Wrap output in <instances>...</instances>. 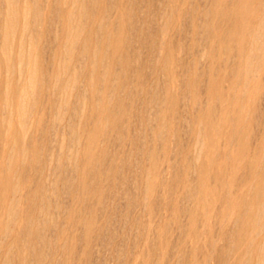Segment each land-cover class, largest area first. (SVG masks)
Returning <instances> with one entry per match:
<instances>
[{"label": "rangeland", "instance_id": "374dc122", "mask_svg": "<svg viewBox=\"0 0 264 264\" xmlns=\"http://www.w3.org/2000/svg\"><path fill=\"white\" fill-rule=\"evenodd\" d=\"M61 1L28 3L43 10L23 131L0 48V264H264V0L249 32L239 0H85L89 50L68 65Z\"/></svg>", "mask_w": 264, "mask_h": 264}, {"label": "bare ground", "instance_id": "6f19581e", "mask_svg": "<svg viewBox=\"0 0 264 264\" xmlns=\"http://www.w3.org/2000/svg\"><path fill=\"white\" fill-rule=\"evenodd\" d=\"M20 1L22 2L21 4H20ZM92 1V0H91ZM96 1V0H95ZM95 1H92V4H95ZM261 0H259L258 1V3L260 2ZM34 2H36V1H33V3ZM37 2H39V1H37ZM228 2V1H227ZM231 2H232V0H231ZM253 0H239V2H238V5L236 6V7H238L237 9H236V12H237V16H238V19H236V20H234L235 22L237 21V20H239V23H241V26H242V28H243V31L245 32H249V29H250V22L251 21H253L254 20V18L255 17H257V15L259 14V12H258V8H259V6L256 4V2H254V4H256L257 6H258V8H257V12H258V14H256V5L255 6H252V4H253ZM6 3H7V10H6V17L4 18V26H3V28L1 29V31H3V32H0L1 34H2V45L0 46V48L2 49V56H4L5 58L4 59H6V68H7V70H6V72H9L8 74H10L11 72H10V70H13L14 69V71H15V69H16V72L18 71L19 72V74L20 75H18V76H20V81L18 82V83H15V84H17V88H16V85L13 83V82H15L16 80H14V78L16 79V75L14 76V75H7L8 77L9 76H14V78L13 77H11L10 78V80L9 81H7V83H9V82H11V84L13 83L15 86L12 88V90L14 89V90H17L19 93H17V96L15 97V99L17 98V104L16 105H18V113L20 114V118H18L19 119V124H20V129H22V130H20L19 129V131H23L25 128H27L28 127V117L31 115V114H29V110H30V108L32 107V109H33V105L31 106V99H32V95L35 93L34 91H35V85L37 84V82L36 81H39V79L40 78H38L37 77V68H38V63H37V49H36V38L34 37V35H33V32H34V27H36V24H37V22L39 21V17H40V13L41 12H39V10H40V8L38 9V8H35V9H33L31 6V3H30V5L31 6H29L28 5V3H29V0H6ZM32 3V4H33ZM55 3H56V1H55ZM59 3V2H58ZM222 3V2H221ZM37 3H35V5H36ZM229 4H232V3H229ZM237 4V3H236ZM223 5V4H222ZM39 6H42V5H39ZM59 6H60V8H59V10H56V11H59V13H60V11L62 10L63 11V13L64 14H62V17H63V24H62V28H61V30L63 31V38H62V44H63V52H64V60H63V62H64V65L68 62V61H70L71 59H72V57H74V55H75V53L76 52H78V55L80 54V53H82V54H84L85 52H86V50L88 49V42H81V39H82V35L85 33V28H84V19L86 18V16H87V13H92V11L93 10H91L90 12H88L87 11V7H86V3H85V0H70V1H68V0H64V1H61L60 3H59ZM58 6V7H59ZM219 6V5H218ZM229 6H231V5H229ZM93 7V6H92ZM57 8V7H56ZM58 9V8H57ZM61 9V10H60ZM220 9V8H219ZM233 9V8H232ZM260 9V8H259ZM41 10H43L42 9V7H41ZM40 10V11H41ZM230 11H231V9H229ZM219 11V10H218ZM229 12V11H228ZM43 13V12H42ZM58 13V12H57ZM236 14V13H235ZM259 16H260V14H259ZM42 17V16H41ZM61 17V18H62ZM87 17H89V16H87ZM230 17H231V14H230ZM61 18H60V20H61ZM89 19H90V17H89ZM231 18H229V20H230ZM257 19V18H256ZM232 20V19H231ZM62 21V20H61ZM233 21V20H232ZM261 21V20H260ZM264 21V20H263ZM232 23H234V22H232ZM231 23V24H232ZM239 23H237V24H239ZM258 23H260V22H258ZM253 24V23H252ZM235 25V24H234ZM234 25L233 26H231L232 28L234 27ZM237 26V25H236ZM239 27H241L240 25H238ZM86 27V26H85ZM237 28V27H236ZM236 28H234L235 30H237ZM261 28H263V27H261ZM60 29V28H59ZM58 29V30H59ZM38 30V29H37ZM60 30V31H61ZM238 30H239V28H238ZM242 31V30H241ZM84 32V33H83ZM164 32H166L165 30H164ZM36 33V32H35ZM34 33V34H35ZM242 33V37H241V40H240V38H239V40L241 41L240 42V45H239V48H238V50H239V53H238V51H237V55L238 56H245V55H247V53L248 52H246L247 50H246V47L244 46V44L246 43V38H245V35H244V33L243 32H241ZM246 34V33H245ZM19 35V36H18ZM120 35V34H119ZM164 35H166V33L164 34L163 33V36L162 37H164ZM19 37V48H18V50L17 49H15V51H13V52H16L14 55H15V60H12V58H14L13 56V52H11V49L13 48V47H15V45L13 46V44H15V39H17ZM31 37H34V39H35V41L31 38ZM120 37V36H119ZM233 37V36H232ZM29 38V39H28ZM116 38H118V37H116ZM59 39H60V37H59ZM107 39H109V40H111V38H107ZM163 39V38H162ZM234 39H236V37L234 36ZM238 39V38H237ZM253 39V38H252ZM15 40V41H14ZM27 40H29V44H30V46H29V48L28 49H26V46H25V43L27 42ZM87 40V39H86ZM85 40V41H86ZM105 40H106V38H105ZM159 40V39H158ZM164 40V39H163ZM16 42H18V41H16ZM236 42H237V40H236ZM254 42V41H253ZM38 43V42H37ZM59 43H61V42H59ZM114 43H115V45H114ZM159 43V42H158ZM250 43H251V41H250ZM262 43V42H261ZM27 44V43H26ZM104 44H105V42H104ZM238 44V43H237ZM16 45H17V43H16ZM18 45H17V47H18ZM120 45H121V39L120 40H118L117 42H113V46H114V51L115 52H117L118 51V49L120 48ZM107 46H109V44H107ZM113 46L111 47V46H109V48L111 49L112 48V52H113ZM103 47V46H102ZM158 47H160V46H158ZM249 46H247V48H248ZM251 47V46H250ZM162 48V47H161ZM252 48H253V46L250 48V50H251V53H252ZM0 49V50H1ZM158 49H160V48H158ZM89 50V49H88ZM160 51H161V49H160ZM254 51H256V49L254 50ZM254 51H253V54L252 55H254L255 53H254ZM260 51H261V46H260ZM262 51H263V48H262ZM119 52V51H118ZM117 52V53H118ZM116 53V54H117ZM257 53H258V51H257ZM114 54V53H113ZM112 54V55H113ZM240 54V55H239ZM250 54V53H249ZM248 54V55H249ZM260 54H263V52L262 53H260ZM259 54V56L261 57H259V58H257L258 60L260 59V61H261V59L263 58L262 56L264 55H260ZM236 55V56H237ZM251 55V56H252ZM79 56H81V55H79ZM117 56V55H116ZM82 57V56H81ZM257 57V56H256ZM248 58H251L250 56L248 57ZM115 59V58H114ZM255 59V58H254ZM250 61H251V59H249ZM249 60H248V62H249ZM262 60H264V58L262 59ZM259 61V62H260ZM258 62V61H257ZM258 62V63H259ZM36 63H37V65H36ZM252 63V62H251ZM251 63H250V65H251ZM257 63V64H258ZM69 64V62L67 63V65ZM249 64V63H248ZM256 64V66H259V64L257 65ZM129 65H131V64H129ZM36 66H37V68H36ZM63 66V65H62ZM246 67V68H245ZM252 67L254 68V65H252ZM62 68V67H61ZM65 68H67L66 66H65ZM65 68L63 67V69H64V71H65ZM69 68V67H68ZM248 67H247V65L246 66H244V71L243 72H245L246 73V76L245 77H248V79H250L251 80V78H253V76H254V79H255V75L257 74V72H256V69H255V75H253L252 77L251 76H249V73H252L253 74V71H254V69L252 68V70L253 71H251V72H248V71H250L251 70V68H250V70H249V68L247 69ZM257 68V71H258V67H256ZM94 69V68H93ZM243 69V68H242ZM248 70V71H247ZM67 71H69V69L67 70L66 69V73H67ZM247 71V72H246ZM240 72V71H239ZM65 73V72H64ZM63 73V74H64ZM241 73V72H240ZM248 73V74H247ZM13 74V73H12ZM16 74V73H15ZM18 74V73H17ZM251 75V74H250ZM6 76V77H7ZM56 76H57V79H58V81L60 80V79H63L64 81H62V83H64L63 84V86H64V89L66 90L69 86H70V84L73 82V80L74 79H76V78H71V77H69V76H67L66 74L65 75H62L61 74V72H60V74L58 73V74H56ZM249 77H251V78H249ZM256 77H257V75H256ZM18 79V77H17V80H19ZM14 80V81H13ZM250 80H247L246 79V81H250ZM13 81V82H12ZM252 81V80H251ZM39 83V82H38ZM74 83V82H73ZM247 83V82H246ZM5 85H8V84H5ZM38 85V84H37ZM40 86V85H39ZM62 86V87H63ZM6 87V86H5ZM9 86H7L6 88L8 89H6L5 88V90H6V92L4 93L3 92V96H4V102L6 103H4L7 107H8V109H9V107H10V105H11V103L10 104H8L9 103V100H10V96L12 95L13 96V94H12V92H11V88L9 89L8 88ZM10 87H12V86H10ZM250 87V86H249ZM38 88V87H37ZM40 88V87H39ZM38 88V89H39ZM247 89V88H246ZM249 89V88H248ZM245 93V92H244ZM15 94H16V92H15ZM36 96V95H35ZM240 96V95H239ZM12 98H14V97H12ZM64 98V97H63ZM240 98V97H239ZM238 98V99H239ZM244 98V97H243ZM241 100L243 101L244 99H242L241 98ZM244 102V101H243ZM245 102H246V100H245ZM239 104V103H238ZM243 104V103H242ZM9 105V106H8ZM35 105V104H34ZM240 105H241V103H240ZM243 105H245V103L243 104ZM242 105V106H243ZM12 106H13V104H12ZM5 107V106H4ZM241 107V106H240ZM245 107H246V105H245ZM31 109V110H32ZM10 110V109H9ZM241 110H242V108H241ZM244 112V111H243ZM242 112V113H243ZM31 113V112H30ZM241 113V114H242ZM27 114H29V116L27 115ZM224 114V113H223ZM225 116H226V114H224ZM5 116H7V114L5 115ZM214 116V115H213ZM19 117V116H18ZM5 118H9V116L8 117H4V119ZM3 119V122L5 121ZM215 121V120H214ZM2 122V121H1ZM3 122H2V125H7V123L6 122H9V121H7V119H6V122H4V124H3ZM11 122V121H10ZM10 124V123H9ZM211 125H213V124H211ZM9 126H11V124L9 125ZM27 126V127H26ZM8 127V126H7ZM213 127H215V126H213ZM2 128H3V126H2ZM10 128V127H9ZM12 128V127H11ZM216 128V127H215ZM6 129L7 128H5V131H6ZM8 130V129H7ZM26 130V129H25ZM2 131V130H1ZM12 131V130H11ZM10 131V132H11ZM7 133L9 132V130L8 131H6ZM25 132V131H24ZM23 132V133H24ZM27 132V131H26ZM26 132H25V134H26ZM5 133V132H4ZM3 133V134H4ZM212 133V132H211ZM214 133V132H213ZM9 134V133H8ZM3 136V135H2ZM9 135H7V137H8ZM6 137V135L5 136H3V139ZM198 139H200L199 137H198ZM214 139V138H213ZM5 140V139H4ZM200 140H202V139H200ZM199 140V141H200ZM200 143L201 142H199V145H197V147L198 146H200ZM264 147V146H263ZM203 148V147H202ZM198 149V148H197ZM14 150V149H13ZM16 150V149H15ZM199 150V149H198ZM202 150V149H201ZM200 150V151H201ZM201 153V152H200ZM200 155H198V157H199ZM12 158V157H11ZM13 158L15 159V157L13 156ZM12 158V159H13ZM13 159V160H14ZM198 159V158H197ZM10 160V159H9ZM203 177V176H202ZM200 180H202L201 179V177H200ZM201 182V181H200ZM202 183H203V180H202ZM260 184H262V183H260ZM202 185L203 184H201V188H202ZM258 187H261L260 185L258 186ZM13 190H15V187L13 188ZM198 190V189H197ZM258 190V189H257ZM256 190V191H257ZM260 190V189H259ZM201 191V190H200ZM15 192H17V190L15 191ZM198 192V191H197ZM11 194H13V192H11ZM11 194H10V196L9 197H11ZM262 196V195H261ZM255 198L257 197V196H254ZM255 198L253 199V200H255ZM8 199H10L9 201H11V202H8V203H11L12 204V207L14 208V206H15V204H14V206H13V203L15 202H13V200L15 199V197H13L12 199L11 198H8V196H6L5 197V202H6V200H8ZM252 201V200H251ZM248 202V201H247ZM256 202V201H255ZM255 202H254V204H255ZM264 202V201H263ZM15 203H17V202H15ZM238 203V202H237ZM239 203H241V201L239 202ZM248 203H250V202H248ZM10 204V205H11ZM242 204H243V201H242ZM247 204V203H246ZM7 205H9V204H7ZM240 204H238V206H239ZM243 205H245V204H243ZM237 207V206H236ZM242 207V206H241ZM253 208H255V205L254 206H252ZM257 207V206H256ZM262 209H263V206L261 207ZM256 209V208H255ZM249 210V209H248ZM247 210V213H249V211ZM253 210V209H252ZM257 210H255V212H256ZM264 212V210L260 213V211H259V213H260V215L262 214ZM246 213V212H245ZM244 213V214H245ZM250 214V213H249ZM248 214V215H249ZM248 215H246V217L248 216ZM249 218H250V216H248V218H246V219H248V221L249 222H251L252 223V218L249 220ZM258 218V217H257ZM263 219H264V217H263ZM258 221H259V219H258ZM263 221V220H262ZM262 221H259V222H262ZM255 222V221H254ZM257 222V221H256ZM264 222V221H263ZM262 224V223H261ZM245 226V225H244ZM243 226V227H244ZM247 226V225H246ZM246 226H245V228H246ZM257 226V225H256ZM260 226V225H259ZM248 228H249V224H248V226H247ZM251 227V226H250ZM262 227H263V225H262ZM251 228H249V230H250ZM246 230V229H245ZM248 230V229H247ZM242 231V230H241ZM257 231V230H256ZM258 231H259V229H258ZM262 231V230H261ZM244 232V231H243ZM260 232V231H259ZM263 232V231H262ZM252 234L251 235H253V236H255L254 235V232H251ZM243 234V233H242ZM247 234H248V232H247ZM256 234V233H255ZM241 235V234H240ZM245 236H246V234H244ZM243 235V236H244ZM247 236H249V235H247ZM241 238H242V235H241ZM249 238V237H248ZM251 238V237H250ZM243 239V238H242ZM253 239V238H252ZM255 239V238H254ZM256 240V239H255ZM258 240V239H257ZM243 241V240H242ZM247 241V240H246ZM262 242V241H261ZM264 242V241H263ZM248 243V242H247ZM250 243H252V244H254L253 243V240H252V242H250V240H249V244ZM258 242L256 241V244H257ZM256 244H254V247H256V246H259V245H256ZM251 245V244H250ZM250 245L248 246V247H250ZM264 245V244H263ZM262 245V246H263ZM245 246H246V244H245ZM261 246V247H262ZM257 248H259V247H257ZM264 248V247H263ZM249 251H250V249H249ZM251 251H255V250H251ZM261 251V250H260ZM254 252H252V254H253ZM262 253V252H261ZM257 254H258V252H257ZM255 255V254H254ZM260 257V256H259ZM263 258V257H262ZM261 259V258H260ZM264 259V258H263ZM261 263H263V262H261Z\"/></svg>", "mask_w": 264, "mask_h": 264}]
</instances>
